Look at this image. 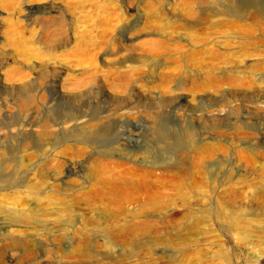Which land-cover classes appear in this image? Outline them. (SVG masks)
<instances>
[{"label":"rangeland","instance_id":"obj_1","mask_svg":"<svg viewBox=\"0 0 264 264\" xmlns=\"http://www.w3.org/2000/svg\"><path fill=\"white\" fill-rule=\"evenodd\" d=\"M69 1L0 0V264H264V0Z\"/></svg>","mask_w":264,"mask_h":264},{"label":"bare ground","instance_id":"obj_2","mask_svg":"<svg viewBox=\"0 0 264 264\" xmlns=\"http://www.w3.org/2000/svg\"><path fill=\"white\" fill-rule=\"evenodd\" d=\"M117 1V0H116ZM126 2V6H122V8H119L117 6H114V1L113 0H100V1H95L93 2L92 4V10L93 11H97L98 13H103V14H106V15H123L125 13L128 14V12H137V8L135 7V3L136 2H139L140 0H124ZM69 2H74L73 3V7L75 8H78V7H84V2L81 1V0H70ZM50 9L52 10V12H60L62 13L61 9H59L58 7H50ZM187 10V9H186ZM193 10V8H192ZM118 11V12H117ZM147 11V10H146ZM191 11V10H190ZM117 12V13H116ZM148 12V11H147ZM150 13L153 12V10H150L149 11ZM193 12V11H192ZM167 130H164L163 128H159L158 130V133H156V137L157 139H159V141H162L163 139H171L172 141H174L175 144H179V142H183L185 141L182 137H183V134H180V135H174V134H169L166 132ZM43 134L46 136L48 135V127L47 126H44L43 127ZM101 133L100 132H94L93 134L92 133H89V132H86L84 133L83 135H81L80 133L79 134H76L75 135V138L79 141V142H82V143H91V144H96L100 138V135ZM188 138V142L189 143V147L191 149L192 152H197L199 150V146L196 142H192V137H191V134L189 131H187L185 133V138ZM182 138V139H181ZM168 147H170V143L168 144ZM172 147H175V146H171L170 148ZM169 148V149H170ZM105 149V148H104ZM103 149V150H104ZM173 149V148H172ZM175 149V148H174ZM151 153V152H150ZM149 153V154H150ZM174 155V154H173ZM175 156V155H174ZM184 161V158L179 156V155H176L175 157H171V163L169 165H167L168 167H178L182 164V162ZM118 162V161H117ZM55 165V164H54ZM117 166V165H116ZM138 166V165H137ZM140 167V166H139ZM60 165H57L55 167V169L53 170V173H46V176H45V181H48V180H51L53 177L56 178L58 177L61 173V170H60ZM67 168V167H66ZM70 169V168H69ZM119 169V168H118ZM153 169V168H152ZM50 170V169H49ZM73 170V169H72ZM72 170H67V173H65L64 177L67 178L69 176V174H71L73 171ZM63 172V171H62ZM122 172V171H120ZM131 172V171H130ZM8 174H5V173H0V179L7 176ZM10 177H13L14 176V173H12L11 175H9ZM64 182V181H62ZM45 183H48V182H45Z\"/></svg>","mask_w":264,"mask_h":264}]
</instances>
